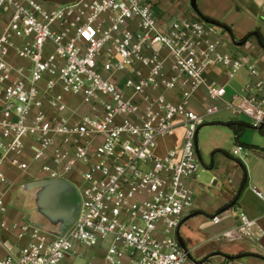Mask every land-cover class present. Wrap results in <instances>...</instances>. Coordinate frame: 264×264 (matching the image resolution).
Wrapping results in <instances>:
<instances>
[{
	"label": "built area",
	"instance_id": "2783aa9c",
	"mask_svg": "<svg viewBox=\"0 0 264 264\" xmlns=\"http://www.w3.org/2000/svg\"><path fill=\"white\" fill-rule=\"evenodd\" d=\"M251 1L264 17V0ZM216 27L175 17L162 30L143 0H0V189L5 162L19 171L35 164L81 199L76 220L56 235L8 221L0 190V230L26 241L0 264H195L178 229L195 203L198 130L224 108L264 125V68L224 50ZM216 66L228 78L248 72L238 104L209 78ZM200 89L202 108L193 103ZM178 127L180 145L158 153ZM239 219L250 223L245 212Z\"/></svg>",
	"mask_w": 264,
	"mask_h": 264
},
{
	"label": "crops",
	"instance_id": "0c3cea01",
	"mask_svg": "<svg viewBox=\"0 0 264 264\" xmlns=\"http://www.w3.org/2000/svg\"><path fill=\"white\" fill-rule=\"evenodd\" d=\"M143 1L152 8L162 30L167 29L175 17L185 19L201 16L200 14L224 23L227 29L218 26L222 29V38H226V42L232 43L240 52H246L259 67L264 68V48L259 44L256 35L241 42L256 27L260 28L264 37L262 27L249 18L253 15H244L243 19L232 16L225 20L218 12L220 0H204L202 5L201 0H198L200 13L193 9L191 0ZM224 3L228 7L233 5L232 0H224ZM14 61L25 63L15 58ZM208 74L209 78L225 85L226 101L234 105L239 103V98H234V94L244 92L249 81L245 69L238 70L231 78H228L227 68L224 66H216ZM193 103L198 108L207 103L203 89L194 95ZM230 122L240 128L239 135L229 126ZM250 128L254 127L248 116L234 115L231 109L224 108L208 117L206 124L198 130L196 140L200 168L197 178L192 181L195 203L178 229L179 240L195 264H219L228 257L237 258L245 264H264V125L258 128L263 138L250 133ZM181 136L182 128L178 127L172 137H166L159 142L157 152L165 153L168 149L179 146ZM237 146L249 148V153L246 152V156L244 152L236 154ZM3 167L8 178L7 184L0 189L8 205L5 218L18 222L30 220L37 224L16 204L19 198L23 199L18 195V190H35L34 193H28L27 199L34 203L46 222L50 223L47 228L41 224L40 226L49 233L58 232L59 221H52L38 207V197L42 189H25L28 183L45 180L39 173L38 166L32 164L29 170L19 171L9 162H5ZM255 190L260 191L262 197L257 196ZM240 212H245L250 219V223L243 228L240 226ZM215 215L220 217L217 223L213 221ZM25 242L18 240L13 232L0 230V257L8 251L18 253Z\"/></svg>",
	"mask_w": 264,
	"mask_h": 264
},
{
	"label": "water",
	"instance_id": "95a60500",
	"mask_svg": "<svg viewBox=\"0 0 264 264\" xmlns=\"http://www.w3.org/2000/svg\"><path fill=\"white\" fill-rule=\"evenodd\" d=\"M191 6L199 12L197 0H191ZM200 15L205 22L227 29L218 21ZM25 189H42L38 197V207L52 221H59L56 235L63 234L76 220L80 210V198L75 187L69 182L62 179H45L28 183Z\"/></svg>",
	"mask_w": 264,
	"mask_h": 264
},
{
	"label": "rangeland",
	"instance_id": "374dc122",
	"mask_svg": "<svg viewBox=\"0 0 264 264\" xmlns=\"http://www.w3.org/2000/svg\"><path fill=\"white\" fill-rule=\"evenodd\" d=\"M204 0H201L200 3L201 5L203 4ZM233 1V5L231 7H228V4L226 5V3H224V0H220V4L219 8H218V12L221 15V17H223L225 20H229L230 17L234 16L235 18L238 17L240 19H243L244 15H253V17H249L252 21H254L257 25L262 27V30H264V17L262 16V11L259 7L256 6V4L254 2H252L251 0H232ZM198 2V0H197ZM217 4V3H216ZM198 6V4H197ZM199 8V7H198ZM223 19V20H224ZM221 23V22H219ZM223 25H225L224 23H221ZM227 26V25H226ZM217 33L219 35L222 36V29L217 28ZM254 32H259L261 35V30L260 28H254V30L252 31V33ZM251 33V32H249ZM248 33V34H249ZM253 36V35H252ZM222 42L225 43L226 49L229 52H240L236 46L228 44L226 42V38H222ZM228 44V45H227ZM250 133H255L257 135H259L260 138H263L262 133H260L258 128H250ZM258 142L260 143V139H258ZM245 151H247V154L249 153V148L245 147ZM247 154H245L244 152V156H246ZM35 190H32V192H25L23 190H18V195H20V197L22 196V198L18 199V203L17 206H19V208L22 209V212L26 213L27 215H29L35 222H37V224H41L44 228H47L49 226V222H46L45 218L40 214V212L38 211V208L34 205V203L32 201H29L28 198V193H34Z\"/></svg>",
	"mask_w": 264,
	"mask_h": 264
},
{
	"label": "trees",
	"instance_id": "16d2710c",
	"mask_svg": "<svg viewBox=\"0 0 264 264\" xmlns=\"http://www.w3.org/2000/svg\"><path fill=\"white\" fill-rule=\"evenodd\" d=\"M252 35H256L259 44L264 48V37H263L259 32H257V33H256V32H254V33L251 32V33L247 34V35L242 39L241 42H245V41H246L250 36H252ZM229 126H230L231 128L234 129L236 135H239V134H240V128H239L235 123L230 122V123H229ZM245 181H246V178H244V183H245Z\"/></svg>",
	"mask_w": 264,
	"mask_h": 264
}]
</instances>
